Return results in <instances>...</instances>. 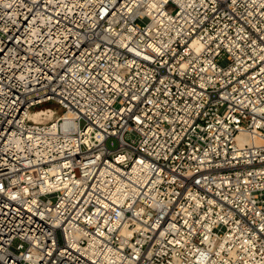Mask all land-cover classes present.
Here are the masks:
<instances>
[{
    "label": "built area",
    "instance_id": "1",
    "mask_svg": "<svg viewBox=\"0 0 264 264\" xmlns=\"http://www.w3.org/2000/svg\"><path fill=\"white\" fill-rule=\"evenodd\" d=\"M0 264H264V0H0Z\"/></svg>",
    "mask_w": 264,
    "mask_h": 264
},
{
    "label": "bare ground",
    "instance_id": "2",
    "mask_svg": "<svg viewBox=\"0 0 264 264\" xmlns=\"http://www.w3.org/2000/svg\"><path fill=\"white\" fill-rule=\"evenodd\" d=\"M55 115V111L53 112V109H40V110H36L34 112H32L30 114V119L34 120V121H45L48 119H51L53 116ZM241 139H243L244 137H239Z\"/></svg>",
    "mask_w": 264,
    "mask_h": 264
},
{
    "label": "rangeland",
    "instance_id": "3",
    "mask_svg": "<svg viewBox=\"0 0 264 264\" xmlns=\"http://www.w3.org/2000/svg\"><path fill=\"white\" fill-rule=\"evenodd\" d=\"M46 106H52V104L50 103V104H47ZM53 112H54V110H53ZM127 139H129V138H127ZM114 144H115V146L117 145L116 141H115ZM108 147H110V148L112 147L111 144H110V141L108 142Z\"/></svg>",
    "mask_w": 264,
    "mask_h": 264
}]
</instances>
